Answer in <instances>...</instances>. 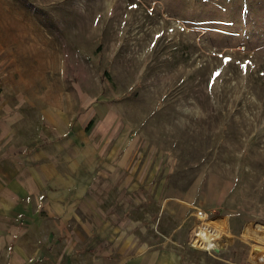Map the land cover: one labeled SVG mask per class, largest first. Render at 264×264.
Segmentation results:
<instances>
[{"label":"rangeland","instance_id":"1","mask_svg":"<svg viewBox=\"0 0 264 264\" xmlns=\"http://www.w3.org/2000/svg\"><path fill=\"white\" fill-rule=\"evenodd\" d=\"M89 121L124 137L143 208L175 203L178 244L213 208L204 252L264 264V0H0V147Z\"/></svg>","mask_w":264,"mask_h":264},{"label":"crops","instance_id":"2","mask_svg":"<svg viewBox=\"0 0 264 264\" xmlns=\"http://www.w3.org/2000/svg\"><path fill=\"white\" fill-rule=\"evenodd\" d=\"M81 127L67 136L51 130L19 151L0 147V264H236L178 244L175 203L164 201L170 212L161 219L143 208L142 193L132 197L144 185L123 179L124 137L108 147Z\"/></svg>","mask_w":264,"mask_h":264},{"label":"built area","instance_id":"3","mask_svg":"<svg viewBox=\"0 0 264 264\" xmlns=\"http://www.w3.org/2000/svg\"><path fill=\"white\" fill-rule=\"evenodd\" d=\"M214 211L215 209L213 208L194 207L192 210L194 223L190 227L186 237L187 245L206 251L212 255L219 253L221 247L220 240L223 235L221 231L222 227L212 223L214 218L210 216L213 215ZM207 241H210V245L206 244Z\"/></svg>","mask_w":264,"mask_h":264},{"label":"trees","instance_id":"4","mask_svg":"<svg viewBox=\"0 0 264 264\" xmlns=\"http://www.w3.org/2000/svg\"><path fill=\"white\" fill-rule=\"evenodd\" d=\"M92 124V121H89L86 125V127H89Z\"/></svg>","mask_w":264,"mask_h":264},{"label":"bare ground","instance_id":"5","mask_svg":"<svg viewBox=\"0 0 264 264\" xmlns=\"http://www.w3.org/2000/svg\"><path fill=\"white\" fill-rule=\"evenodd\" d=\"M206 244H207V245H210V241H207ZM206 244H205V245H206Z\"/></svg>","mask_w":264,"mask_h":264}]
</instances>
